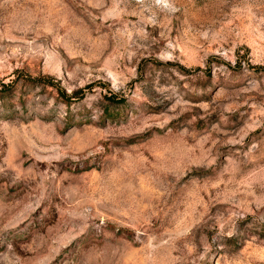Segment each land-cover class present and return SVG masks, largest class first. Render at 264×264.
Here are the masks:
<instances>
[{"label": "rangeland", "instance_id": "rangeland-1", "mask_svg": "<svg viewBox=\"0 0 264 264\" xmlns=\"http://www.w3.org/2000/svg\"><path fill=\"white\" fill-rule=\"evenodd\" d=\"M0 264H264V0H0Z\"/></svg>", "mask_w": 264, "mask_h": 264}, {"label": "trees", "instance_id": "trees-1", "mask_svg": "<svg viewBox=\"0 0 264 264\" xmlns=\"http://www.w3.org/2000/svg\"><path fill=\"white\" fill-rule=\"evenodd\" d=\"M43 79L48 81L46 83L43 82V83H45V85H48L51 87L54 86V84L52 83L53 79L51 80V78H49V77H45ZM77 93H79V92H75V93H73L74 96L68 97V96H66V94L58 92L59 97L62 98V100H64V101H67V99H71V98H77L76 97ZM105 100L108 101V103H110V104H122L125 102L124 98H119V97L114 96V95H109V96L105 97Z\"/></svg>", "mask_w": 264, "mask_h": 264}]
</instances>
